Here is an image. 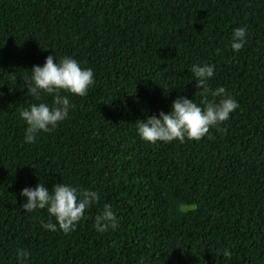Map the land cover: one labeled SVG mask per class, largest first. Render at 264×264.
<instances>
[{
  "label": "trees",
  "instance_id": "obj_1",
  "mask_svg": "<svg viewBox=\"0 0 264 264\" xmlns=\"http://www.w3.org/2000/svg\"><path fill=\"white\" fill-rule=\"evenodd\" d=\"M54 51L95 83L27 144L19 110L52 98L26 95L24 78ZM195 63L214 65L207 87L238 108L199 141H141L136 121L177 96L219 100L189 79ZM41 182L100 199L74 231H48L45 210L21 209ZM104 204L119 226L101 234ZM17 248L29 264H264V0H0V264Z\"/></svg>",
  "mask_w": 264,
  "mask_h": 264
},
{
  "label": "clouds",
  "instance_id": "obj_2",
  "mask_svg": "<svg viewBox=\"0 0 264 264\" xmlns=\"http://www.w3.org/2000/svg\"><path fill=\"white\" fill-rule=\"evenodd\" d=\"M246 28L237 27L231 33V50L239 52L245 44ZM55 53V51H54ZM29 75L24 78V87L27 94L40 100L42 96H51L52 102L33 103L21 108L18 118L26 125L23 140L27 144L36 141L38 134L54 130L60 122L68 118L70 109L69 96L83 97L94 81V72L91 68L82 67L70 55H48L42 65H33ZM190 80H194L196 87L206 95L219 100L202 99L197 104L193 99L177 96L172 101L170 110L158 115L147 116L144 120H137L135 131L141 141L149 144L157 142L170 143L185 140L199 141L210 128L217 127L228 120L230 114L238 108L237 101L226 93L223 86L214 90L207 87L208 81L213 78L214 65L195 63L190 69ZM66 93V94H62ZM22 199L21 209L30 213L35 210H45L50 217L47 222L41 221L45 230H57L68 234L74 231L77 224L84 219L85 210L95 205L100 199L97 191L81 189L66 183H55L51 190L37 183L35 187H24L19 193ZM119 226L118 218L111 205L104 204L95 215L92 227L98 233L115 230ZM224 255L228 256L227 250ZM30 253L27 249L17 248L15 253L16 264H29Z\"/></svg>",
  "mask_w": 264,
  "mask_h": 264
}]
</instances>
